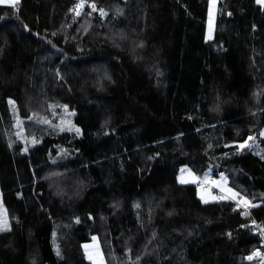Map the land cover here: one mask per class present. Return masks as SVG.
<instances>
[{
    "label": "trees",
    "instance_id": "obj_1",
    "mask_svg": "<svg viewBox=\"0 0 264 264\" xmlns=\"http://www.w3.org/2000/svg\"><path fill=\"white\" fill-rule=\"evenodd\" d=\"M209 2L0 4V264H91L93 236L108 264H258L234 201L178 182L224 172L264 223V7L218 0L207 40ZM10 101L26 120L66 106L80 134L26 122L24 151Z\"/></svg>",
    "mask_w": 264,
    "mask_h": 264
},
{
    "label": "rangeland",
    "instance_id": "obj_2",
    "mask_svg": "<svg viewBox=\"0 0 264 264\" xmlns=\"http://www.w3.org/2000/svg\"><path fill=\"white\" fill-rule=\"evenodd\" d=\"M12 4L11 0H0V4ZM218 0H210L209 2V12H208V20H207V31H206V39L211 40L214 37L215 26H216V19L218 14V7H217ZM260 6L264 7V3H258ZM84 3L80 4L77 8L76 12H81L83 9ZM11 113H12V125L14 128L16 139L21 142L24 146V151L28 150V148L38 142L34 136H30L27 131L26 122H33L43 127H47L54 132H71L76 135L80 134V128L77 127L73 122V112H71L66 106L56 105L53 106L51 115L48 117L43 116H31L30 118L23 119L18 115V112L15 108V105L11 102ZM46 129V128H45ZM77 129L79 131L77 132ZM261 136H264V131H262ZM248 146L251 148L256 154L261 152L259 148V143L249 141L240 144L239 148ZM213 180L214 183L211 186H206L209 181ZM228 178L226 177V173L222 172L218 175H214L212 170L209 169L202 178L197 177L188 166H183L180 168L178 174V182L180 184H201V187L197 189L198 198L203 203H211L218 200H236L238 199L239 195L233 189H231L228 185ZM245 204L249 202L248 199L242 198ZM6 223V230L8 229V217L7 211L4 207L1 192H0V224ZM5 231V230H3ZM1 232V231H0ZM55 249L57 252H60L59 245L54 238ZM102 242L99 236L91 237L90 241L86 244L82 245V250L84 256L87 261L91 264H108L106 262L103 249H102ZM254 249L251 253L246 256V260L250 262V256L254 255ZM255 263V261H254Z\"/></svg>",
    "mask_w": 264,
    "mask_h": 264
},
{
    "label": "built area",
    "instance_id": "obj_3",
    "mask_svg": "<svg viewBox=\"0 0 264 264\" xmlns=\"http://www.w3.org/2000/svg\"><path fill=\"white\" fill-rule=\"evenodd\" d=\"M214 181L211 180L207 183L206 186L213 185ZM197 187H201L200 184L197 185ZM235 207L241 210V215L244 217H249V225L253 227V232L255 234H258L260 236V247L257 248L254 255L250 256V262L258 263V264H264V223L257 222L253 217H250V206L248 204H245L241 200V198H238L234 200Z\"/></svg>",
    "mask_w": 264,
    "mask_h": 264
},
{
    "label": "snow or ice",
    "instance_id": "obj_4",
    "mask_svg": "<svg viewBox=\"0 0 264 264\" xmlns=\"http://www.w3.org/2000/svg\"><path fill=\"white\" fill-rule=\"evenodd\" d=\"M12 4L15 5V4H18L19 3V0H11ZM258 3H264V0H257ZM93 10L96 11L97 9L95 8V6L93 5ZM100 11V14L102 16L104 15H107L106 12H104L102 9L99 10ZM77 15H79V12H77ZM11 103V101H10ZM79 131V129H77V132ZM249 139H251V137H249ZM241 147H243V145H241ZM138 206V205H137ZM3 230H6V223L4 224H0V231H3ZM57 254H59V252H57Z\"/></svg>",
    "mask_w": 264,
    "mask_h": 264
},
{
    "label": "crops",
    "instance_id": "obj_5",
    "mask_svg": "<svg viewBox=\"0 0 264 264\" xmlns=\"http://www.w3.org/2000/svg\"><path fill=\"white\" fill-rule=\"evenodd\" d=\"M3 4H5V3H3ZM238 195V194H237Z\"/></svg>",
    "mask_w": 264,
    "mask_h": 264
},
{
    "label": "water",
    "instance_id": "obj_6",
    "mask_svg": "<svg viewBox=\"0 0 264 264\" xmlns=\"http://www.w3.org/2000/svg\"><path fill=\"white\" fill-rule=\"evenodd\" d=\"M53 48H55V47L53 46Z\"/></svg>",
    "mask_w": 264,
    "mask_h": 264
}]
</instances>
